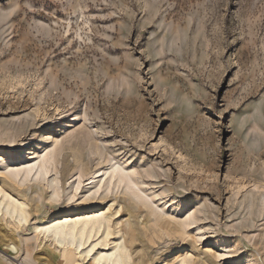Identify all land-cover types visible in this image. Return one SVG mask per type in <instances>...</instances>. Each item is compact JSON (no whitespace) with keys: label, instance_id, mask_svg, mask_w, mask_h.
I'll list each match as a JSON object with an SVG mask.
<instances>
[{"label":"rangeland","instance_id":"rangeland-1","mask_svg":"<svg viewBox=\"0 0 264 264\" xmlns=\"http://www.w3.org/2000/svg\"><path fill=\"white\" fill-rule=\"evenodd\" d=\"M60 211L131 264H264V0H0V264H58Z\"/></svg>","mask_w":264,"mask_h":264},{"label":"bare ground","instance_id":"bare-ground-1","mask_svg":"<svg viewBox=\"0 0 264 264\" xmlns=\"http://www.w3.org/2000/svg\"><path fill=\"white\" fill-rule=\"evenodd\" d=\"M32 160L34 161L33 164L21 167L20 169H17V172H24L28 177L33 174L37 175V177H41L42 175L46 176L48 174L47 164H50L49 162H46V157H39L38 159L37 157H34L32 158ZM111 170L112 173L111 171H107L103 174L104 176H109V178L107 179L108 181H106L107 184L117 179L120 184L126 185V189L131 194V196L135 197L137 200L146 202L150 206H154V203L152 204L150 201V197H148V195H146L144 191L139 188L140 185L137 184L136 181L133 180V178L124 173V171L121 170L120 167L112 165ZM15 173L14 175H17V173ZM80 180L82 179L80 178ZM90 180L91 179H89V181ZM99 183L102 184L103 181L101 180ZM81 184L83 183L79 182L77 187L80 188ZM98 194L99 192L95 191L89 196V198L91 196H97ZM10 205L14 204L11 203ZM5 208H7L8 212H17L15 207L5 206ZM154 212V214H156V212H162V210H159L156 207ZM70 215L71 213L60 211L59 213H57L56 219L54 221H52L47 226H42V229H40L41 233L42 230L47 232V234H49L51 238L54 237V239L61 244V256L59 257L58 264H81L80 261H83V258L85 257L90 258L93 261V264H131L130 257L127 254V248L122 243L109 244V242L106 241L107 238H103L89 244L91 241L93 242V240L101 232L106 234V237L108 236L110 227L108 221L105 220V217L102 214L85 216L84 218L82 217L75 221L61 220L62 218L69 217ZM106 242L108 243L105 244ZM218 244L219 243H217L216 245L214 244L215 247H217ZM178 264H192L191 256L190 258L185 257Z\"/></svg>","mask_w":264,"mask_h":264}]
</instances>
